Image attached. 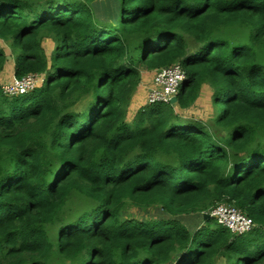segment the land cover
Wrapping results in <instances>:
<instances>
[{
	"label": "trees",
	"instance_id": "1",
	"mask_svg": "<svg viewBox=\"0 0 264 264\" xmlns=\"http://www.w3.org/2000/svg\"><path fill=\"white\" fill-rule=\"evenodd\" d=\"M109 1L0 0L14 77L43 74L0 83V264H264V0ZM176 62V101L129 119L141 72ZM205 85L210 121L183 112ZM75 194L89 203L68 213ZM221 202L253 228L203 216Z\"/></svg>",
	"mask_w": 264,
	"mask_h": 264
},
{
	"label": "rangeland",
	"instance_id": "2",
	"mask_svg": "<svg viewBox=\"0 0 264 264\" xmlns=\"http://www.w3.org/2000/svg\"><path fill=\"white\" fill-rule=\"evenodd\" d=\"M109 4H110L109 0H96V5L94 7L102 8L104 7V5H109ZM108 14H109L108 12H105V16H107ZM0 46L5 50L6 55H7L6 62L4 66L2 67V70L0 71V83H1V86H4L5 84L9 83L14 77L13 69H14L15 54L10 45V39L4 40L0 38ZM42 46L46 54L50 55L52 50L54 49L55 42L50 37H44L42 39ZM150 72L152 74V81H153V74L155 71L154 72L150 71ZM39 83H40V80H39ZM152 86L153 84L148 85L147 88L144 87L146 89L145 96L138 95V96H135L134 99L132 98V101L130 102L131 104L128 110L129 119L132 118L133 114L135 113L138 107L146 104L147 95ZM210 96H211V90L208 87V85L203 86L198 98L195 99L194 103L189 108L183 111L184 114L187 116L197 117L198 119L202 121H210V119L212 118V114H213V106L211 103ZM217 114H218V106L215 107L214 116H216ZM86 202L89 203L87 199L82 197L80 194H75L71 199L70 208L68 210V213L74 212L75 209H78L81 206L85 205ZM125 214L127 216H132L138 219L162 218L163 216L166 215L165 212L159 207H149L146 209H141L135 206H128L127 209H125ZM180 219L190 230H194L204 224L202 215L201 213H198V212L183 215L180 217ZM218 264H223V262L219 261Z\"/></svg>",
	"mask_w": 264,
	"mask_h": 264
},
{
	"label": "built area",
	"instance_id": "3",
	"mask_svg": "<svg viewBox=\"0 0 264 264\" xmlns=\"http://www.w3.org/2000/svg\"><path fill=\"white\" fill-rule=\"evenodd\" d=\"M183 79L184 71L178 62L156 70L153 75V86L147 95V103H169L170 98L176 96L179 91ZM39 80L41 83L43 74L28 73L21 77H13L9 83L1 87L4 93L15 95L38 86ZM208 214L236 234L247 232L254 226L252 218L233 204L218 203L208 211Z\"/></svg>",
	"mask_w": 264,
	"mask_h": 264
},
{
	"label": "crops",
	"instance_id": "4",
	"mask_svg": "<svg viewBox=\"0 0 264 264\" xmlns=\"http://www.w3.org/2000/svg\"><path fill=\"white\" fill-rule=\"evenodd\" d=\"M153 71V70H151ZM154 72V71H153ZM154 75V74H153ZM153 84V81H152V74L150 71L148 70H145L141 73V79H140V82L137 86V89L135 91V94L133 95V99L135 96H138V95H143L145 96L146 94V89L144 87L147 88L148 85H152ZM132 101V100H131ZM131 104V103H130ZM130 107V105H129ZM129 110V108H128Z\"/></svg>",
	"mask_w": 264,
	"mask_h": 264
},
{
	"label": "water",
	"instance_id": "5",
	"mask_svg": "<svg viewBox=\"0 0 264 264\" xmlns=\"http://www.w3.org/2000/svg\"><path fill=\"white\" fill-rule=\"evenodd\" d=\"M175 101H176V96H173V97L170 98V101H169V102H170V103H174ZM203 216H204V217H208L209 214L205 212Z\"/></svg>",
	"mask_w": 264,
	"mask_h": 264
},
{
	"label": "clouds",
	"instance_id": "6",
	"mask_svg": "<svg viewBox=\"0 0 264 264\" xmlns=\"http://www.w3.org/2000/svg\"><path fill=\"white\" fill-rule=\"evenodd\" d=\"M156 71V70H155ZM155 73V72H154ZM147 103V102H146ZM170 103V102H169Z\"/></svg>",
	"mask_w": 264,
	"mask_h": 264
}]
</instances>
